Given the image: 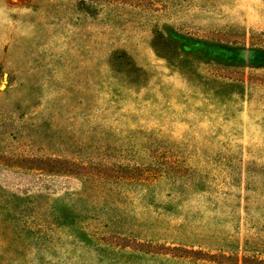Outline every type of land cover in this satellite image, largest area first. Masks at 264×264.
Returning <instances> with one entry per match:
<instances>
[{
	"label": "rangeland",
	"instance_id": "374dc122",
	"mask_svg": "<svg viewBox=\"0 0 264 264\" xmlns=\"http://www.w3.org/2000/svg\"><path fill=\"white\" fill-rule=\"evenodd\" d=\"M0 264H264V0H0Z\"/></svg>",
	"mask_w": 264,
	"mask_h": 264
},
{
	"label": "trees",
	"instance_id": "16d2710c",
	"mask_svg": "<svg viewBox=\"0 0 264 264\" xmlns=\"http://www.w3.org/2000/svg\"><path fill=\"white\" fill-rule=\"evenodd\" d=\"M167 163H168L167 166L171 165L169 160ZM173 173H175V171H173ZM68 195L69 194L67 193V194H64L63 196H60L56 199H53L54 202H56L58 200L62 201L56 206V212H54V214H56L58 212V215L55 216L56 219H59L60 217H63L65 219L66 216L69 214V212H71L74 209V204L67 203V202H69L67 199H70ZM14 197H15V194H14ZM71 202L74 203L72 200H71ZM70 217L71 216H69V218H68L69 220H66L65 223L72 225V220ZM77 236H78L77 238H79V240H80L78 242L81 243V245H83V246L92 245L93 247H98L101 245V243L96 238H94L91 234H89V236L87 235L89 239H87L86 236L82 237L81 232H78ZM90 238H91V240H90ZM172 248L176 249L175 247H172Z\"/></svg>",
	"mask_w": 264,
	"mask_h": 264
}]
</instances>
